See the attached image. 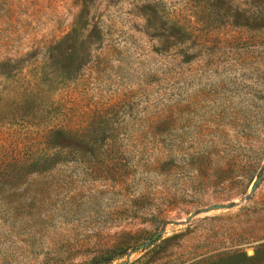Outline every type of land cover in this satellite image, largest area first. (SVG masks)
Segmentation results:
<instances>
[{"label":"rangeland","instance_id":"rangeland-1","mask_svg":"<svg viewBox=\"0 0 264 264\" xmlns=\"http://www.w3.org/2000/svg\"><path fill=\"white\" fill-rule=\"evenodd\" d=\"M8 72L0 264H264V0H0Z\"/></svg>","mask_w":264,"mask_h":264},{"label":"trees","instance_id":"trees-1","mask_svg":"<svg viewBox=\"0 0 264 264\" xmlns=\"http://www.w3.org/2000/svg\"><path fill=\"white\" fill-rule=\"evenodd\" d=\"M18 71L17 73H19ZM21 74H14L11 72L1 74L0 77L3 78V81L10 82V85L3 87V92H0V108L1 106H6L7 111H9V114L11 117L16 116V118L21 116L20 124L25 125L27 122L21 113L23 109H25L26 105L29 103H34V100L31 98H27L28 94L27 89V83L25 82V79L19 78ZM14 83V84H13ZM1 85V84H0ZM32 91H30L31 93ZM18 111V112H17ZM29 113V112H27ZM29 123V122H28ZM30 125H33V123ZM9 138L12 139L14 137V134H8ZM60 145V144H58ZM53 144H46L45 147H41L38 144H31V146H27L25 150L26 156H24V159H21L19 162H23L24 164L29 163L30 161H37L38 159L42 158H49L55 155ZM18 154L16 153L14 156L16 159V156ZM2 172L0 168V173ZM1 182V180H0Z\"/></svg>","mask_w":264,"mask_h":264},{"label":"water","instance_id":"water-1","mask_svg":"<svg viewBox=\"0 0 264 264\" xmlns=\"http://www.w3.org/2000/svg\"><path fill=\"white\" fill-rule=\"evenodd\" d=\"M259 182H260V177L257 178L256 182H255L254 185L252 186V189H251V192H250L251 194H253V193L255 192V190H256V188H257ZM213 207H221V204H217V205H215V206H213Z\"/></svg>","mask_w":264,"mask_h":264}]
</instances>
